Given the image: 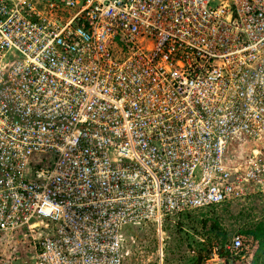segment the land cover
<instances>
[{"label": "built area", "instance_id": "2783aa9c", "mask_svg": "<svg viewBox=\"0 0 264 264\" xmlns=\"http://www.w3.org/2000/svg\"><path fill=\"white\" fill-rule=\"evenodd\" d=\"M259 193L264 0H0V264H124L147 222L162 264L167 215Z\"/></svg>", "mask_w": 264, "mask_h": 264}, {"label": "trees", "instance_id": "16d2710c", "mask_svg": "<svg viewBox=\"0 0 264 264\" xmlns=\"http://www.w3.org/2000/svg\"><path fill=\"white\" fill-rule=\"evenodd\" d=\"M232 205L237 206L235 212L231 209ZM227 219L230 223H227ZM137 233L146 242L145 248L140 243L146 257L157 250L153 223L130 226L124 245L133 255L128 254L124 264H141L136 260L139 257L137 248L129 239L131 234ZM236 234L251 238L256 245L247 264H264V194L248 195L167 215L162 221V264H182L184 260L190 264H203L214 247H217L220 256H229L226 246ZM147 264H158L157 255Z\"/></svg>", "mask_w": 264, "mask_h": 264}, {"label": "rangeland", "instance_id": "374dc122", "mask_svg": "<svg viewBox=\"0 0 264 264\" xmlns=\"http://www.w3.org/2000/svg\"><path fill=\"white\" fill-rule=\"evenodd\" d=\"M257 202L259 203L260 201L257 200ZM262 203V202H261ZM232 211L235 212L237 210V206L236 205H232L231 207ZM228 221V219H227ZM227 223H230L229 221ZM44 232V231H43ZM47 231H45L43 234H46ZM138 239H137V243L134 244V247L137 248L138 251V255L139 257L136 258V260L140 261L141 264H147L149 261L154 259V255H157V250L156 252H152L153 255L151 256H147L145 255V240L139 238V234L137 233ZM6 238L11 239V245L8 248L9 251V255L13 257V260L16 264H22L23 263V259H32V250H31V244H30V240L29 238H27L26 240H24V238H18L19 240L16 239L15 236H11V235H7ZM244 241L246 243H249L250 240L251 242L249 243V249H250V253L247 255L248 256V261H250L251 257H252V253L254 250V247L256 246L253 242L252 239L249 237H243ZM246 239V240H245ZM144 248H142L141 244ZM163 246H164V242H163ZM133 255L131 252L129 253V256ZM159 264V263H158ZM172 264H178V262H174ZM182 264H190L187 262V260H184L182 262Z\"/></svg>", "mask_w": 264, "mask_h": 264}]
</instances>
